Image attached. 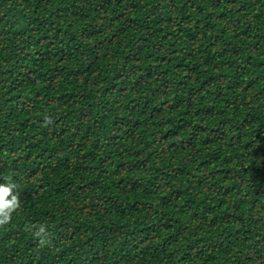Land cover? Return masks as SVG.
<instances>
[{"label": "trees", "instance_id": "16d2710c", "mask_svg": "<svg viewBox=\"0 0 264 264\" xmlns=\"http://www.w3.org/2000/svg\"><path fill=\"white\" fill-rule=\"evenodd\" d=\"M6 182L0 264H264V0H0Z\"/></svg>", "mask_w": 264, "mask_h": 264}, {"label": "clouds", "instance_id": "9594fccd", "mask_svg": "<svg viewBox=\"0 0 264 264\" xmlns=\"http://www.w3.org/2000/svg\"><path fill=\"white\" fill-rule=\"evenodd\" d=\"M17 188L15 182L0 183V226L10 223L12 214L20 207L19 193L14 190ZM26 229L32 230L34 225H26ZM34 236L38 237L40 245H46L51 241V233L47 231L45 225L39 226L34 231Z\"/></svg>", "mask_w": 264, "mask_h": 264}]
</instances>
